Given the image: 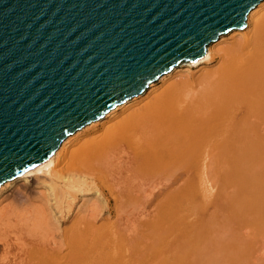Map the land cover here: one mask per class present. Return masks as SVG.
<instances>
[{"label":"bare ground","instance_id":"1","mask_svg":"<svg viewBox=\"0 0 264 264\" xmlns=\"http://www.w3.org/2000/svg\"><path fill=\"white\" fill-rule=\"evenodd\" d=\"M156 81L2 184L0 264H264V0Z\"/></svg>","mask_w":264,"mask_h":264},{"label":"water","instance_id":"2","mask_svg":"<svg viewBox=\"0 0 264 264\" xmlns=\"http://www.w3.org/2000/svg\"><path fill=\"white\" fill-rule=\"evenodd\" d=\"M263 0H0V186Z\"/></svg>","mask_w":264,"mask_h":264},{"label":"rangeland","instance_id":"3","mask_svg":"<svg viewBox=\"0 0 264 264\" xmlns=\"http://www.w3.org/2000/svg\"><path fill=\"white\" fill-rule=\"evenodd\" d=\"M231 40H232V37L230 36V37H227L226 39H225V43L227 44V43H229V42H231ZM209 65H207L206 63H204V64H201L199 67H195V68H193V71H197V70H199L200 68H202V67H204V68H207V69H209V68H212V69H214L215 68V64H211L209 67H208ZM155 84H156V86H161L162 85V83H158V81H156L155 82ZM161 84V85H160ZM147 90V93L150 91V90H148V89H146ZM108 114V113H107ZM106 114V115H107ZM105 117V115L102 117V118H104ZM58 150V149H57ZM56 150V151H57ZM54 154H55V152H54ZM53 154V155H54ZM21 175H23V174H21ZM20 175V176H21ZM25 181L26 180H22V183H25ZM238 182L239 181V179H233V178H229V180H228V191L229 192H231L233 189L231 188L232 186H233V184L235 183V182ZM2 186V185H1ZM0 186V187H1ZM42 188V190L43 189H45V188H43V187H41ZM6 192V193H5ZM2 195H0V209L3 207V206H5V205H8V204H12V203H14V202H17L13 197H9L8 196V194L9 193H11L10 192V190H8V191H5ZM7 192H9V193H7ZM11 196V195H10Z\"/></svg>","mask_w":264,"mask_h":264}]
</instances>
